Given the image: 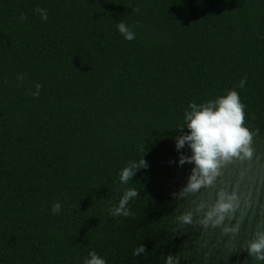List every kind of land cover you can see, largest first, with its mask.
Returning <instances> with one entry per match:
<instances>
[{
    "label": "trees",
    "instance_id": "16d2710c",
    "mask_svg": "<svg viewBox=\"0 0 264 264\" xmlns=\"http://www.w3.org/2000/svg\"><path fill=\"white\" fill-rule=\"evenodd\" d=\"M233 89L254 133L252 157L222 161L211 186L181 197L194 164L179 165L180 152L192 153L178 152L175 137L189 131V104ZM142 156L149 167L121 184L120 170ZM127 188L139 193L132 215L112 216ZM221 191L235 194V211L205 228L199 221ZM189 212L193 222L182 225ZM258 234L264 0H0V264H84L91 251L107 264H165L168 255L264 264L246 250Z\"/></svg>",
    "mask_w": 264,
    "mask_h": 264
},
{
    "label": "clouds",
    "instance_id": "9594fccd",
    "mask_svg": "<svg viewBox=\"0 0 264 264\" xmlns=\"http://www.w3.org/2000/svg\"><path fill=\"white\" fill-rule=\"evenodd\" d=\"M133 11H138V9H133ZM34 12L40 15L42 20L46 21L48 19V13L45 9L37 7ZM26 18L24 13L20 14L21 21ZM117 27L125 40L132 41L136 38L135 32L124 22H120ZM244 85L245 80H241L239 87L243 88ZM35 87L36 90L31 95L39 98L42 85L37 83ZM189 108L191 111H186L184 118V123L189 131L184 132L183 128H181L182 134L175 137L178 152L187 146L192 153L189 156L180 152L179 165L183 166L185 163L194 164L187 184L178 194L181 197L188 193L198 192L202 187L211 186L219 175L222 161L228 162L233 157H239L241 153L247 158H251L253 154L251 144L254 133L244 126L245 105L241 102L240 96L235 89L230 90L226 96H221L216 100H209L203 105L190 102ZM148 167L149 164L143 156L139 160L129 162L119 172L120 183L128 184L137 171ZM138 194L137 189L127 188L121 196L118 206L109 209L110 214L112 216L123 215L126 217L132 215L128 204ZM173 195L177 194L174 193ZM235 200V194L226 195L221 191L214 207L205 214L199 223L205 228L221 226L226 215L235 211L233 204ZM61 207L59 202L53 203V213L58 214ZM201 208H203V205H201ZM178 219L182 225H188L193 222L192 213L190 212L181 215ZM238 230L239 224L223 228L225 234H235ZM246 250L255 260L264 261V234H258V239L251 241ZM143 252H145V246L141 244L133 250L132 255L139 256ZM89 255L91 258L85 260L84 264H107V261L95 251H91ZM165 264H179V257L168 255Z\"/></svg>",
    "mask_w": 264,
    "mask_h": 264
}]
</instances>
